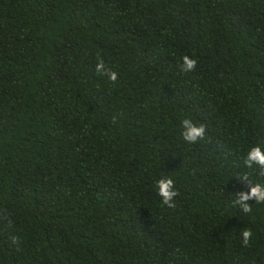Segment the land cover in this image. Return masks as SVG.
<instances>
[{
	"label": "trees",
	"instance_id": "16d2710c",
	"mask_svg": "<svg viewBox=\"0 0 264 264\" xmlns=\"http://www.w3.org/2000/svg\"><path fill=\"white\" fill-rule=\"evenodd\" d=\"M257 144L264 0H0V264H264Z\"/></svg>",
	"mask_w": 264,
	"mask_h": 264
},
{
	"label": "clouds",
	"instance_id": "9594fccd",
	"mask_svg": "<svg viewBox=\"0 0 264 264\" xmlns=\"http://www.w3.org/2000/svg\"><path fill=\"white\" fill-rule=\"evenodd\" d=\"M197 60L188 55L181 57V63L179 69L181 72L188 73L196 69ZM95 71L98 74L106 75L107 79L115 83L117 81V73L105 67L104 60L97 56V63L95 65ZM206 127L204 124L194 123L192 120L185 118L182 121L181 138L186 143H196L205 137ZM244 165L247 168H252L254 165L260 170L259 174L264 176V148L259 144L251 146L243 160ZM242 182L248 184L247 192H240L236 196L234 205H239L243 213H251L252 207L247 203L249 200H253L257 204H264V186L260 183H253L247 174L240 177ZM157 195L161 198L163 205L168 208H174V198L179 194L175 189L174 180L168 176H162L156 181ZM253 233L247 228H243L240 233L241 244L243 247H248Z\"/></svg>",
	"mask_w": 264,
	"mask_h": 264
}]
</instances>
